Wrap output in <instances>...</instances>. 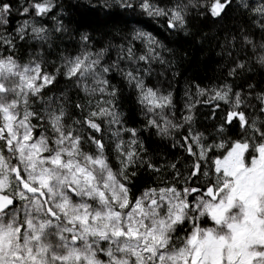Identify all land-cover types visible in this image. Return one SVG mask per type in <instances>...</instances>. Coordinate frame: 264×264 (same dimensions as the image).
I'll return each mask as SVG.
<instances>
[{"label":"snow or ice","instance_id":"6c2138e0","mask_svg":"<svg viewBox=\"0 0 264 264\" xmlns=\"http://www.w3.org/2000/svg\"><path fill=\"white\" fill-rule=\"evenodd\" d=\"M232 3L205 0L193 6L205 7L213 18H220ZM237 3L250 14L251 27L261 33L257 41L241 28V50L250 49V59L264 67V0ZM21 4L19 14L32 19H24L9 32L13 5L0 0V264H264V125L257 126L246 115V109L255 107L249 103L255 86L250 84L247 93H233L228 84L196 85V95L207 99L193 103L189 97L188 114L183 123H175L172 93L165 95L145 83L151 64L165 63L164 45L151 32L135 28L119 45L96 51L82 47L75 56H61L55 71L48 72L42 53L21 63L15 55L16 40L46 41L48 29L37 26L35 19L48 16L57 5L54 0H21ZM191 4L188 0L161 7L154 0H115L117 8L139 9L146 20L166 19L170 31L186 26ZM102 7L111 5L106 2ZM62 30L58 22L55 31ZM89 40L87 35L81 37L83 45ZM136 42L143 45L139 55ZM113 48L117 56L106 63ZM246 64L239 60L228 75L234 76ZM112 72L135 89L146 126L156 129L157 135L169 137L172 130L189 125L181 147L196 160L187 175L173 163L169 180L159 175L161 167L144 159L138 130L124 126L118 110L120 90L110 84ZM60 75L89 98L87 105L71 103L64 92L44 97ZM95 97L99 99L93 102ZM254 99L264 115V91ZM36 101L41 107H34ZM220 102L230 110L217 134L237 124L241 138L205 145L203 134L191 130L192 110L200 103L214 105L215 117ZM69 108L78 110L80 118L66 123ZM102 125L115 141L119 165L115 170L106 154ZM123 134L129 139L124 140ZM213 150L223 152L209 164ZM140 167L157 174L160 186L132 196L129 185L137 172L131 169ZM201 176L203 184L190 186Z\"/></svg>","mask_w":264,"mask_h":264},{"label":"trees","instance_id":"16d2710c","mask_svg":"<svg viewBox=\"0 0 264 264\" xmlns=\"http://www.w3.org/2000/svg\"><path fill=\"white\" fill-rule=\"evenodd\" d=\"M176 1L188 3V0ZM106 2L111 7H102ZM154 2L162 7H171L175 3L174 0ZM54 3L57 7L48 16L36 18L39 26L48 29L47 40L41 42L26 38L17 42L24 60L29 61L35 54L42 53L46 61L45 69L54 72L55 67L61 63V56H75L82 47L96 51L109 44L119 45L133 29L143 28L162 42L164 50L161 55L165 61L163 64L159 62L151 64L150 75L144 77L145 83L153 88H159L165 95L168 92L172 93L175 123H183L182 117L188 114L185 105L190 102L189 97L193 103L197 99L201 101L207 99L196 95V85L201 88H212L228 84L232 86L233 93L237 91L247 93L248 86L254 85L255 91L252 94L253 98H249V103L255 107L246 109V115L250 120L258 113L259 101L254 97L264 91V67L250 59L252 56L250 49L241 50L240 30L245 29V34L251 35L257 41L260 40L261 33L259 29L251 27V16L234 0L232 6L220 18H213L205 7L193 6L203 5L205 0H192V4L187 8L186 26L174 31L166 27L167 21L164 18L146 20L139 9L132 11L117 8L115 0H54ZM58 22L63 25L62 31H55ZM83 35L90 38L87 45L82 44ZM233 36L236 37L234 42ZM135 50L137 55L141 54L143 45L136 42ZM116 56L117 51L113 48L106 56L105 62L111 63ZM239 60L247 61L246 67L238 69L234 76H229V69L235 67ZM141 67L148 66L141 64ZM108 79L111 85L120 90L118 110L123 114L124 126L138 130V139L143 144L144 159H151L153 164L161 167L162 172L159 175L167 179L173 174L170 164L175 163L178 171L188 166L189 160L185 157L181 144L184 143L183 137L188 135L189 125L185 124L184 128L178 131L172 130L169 137L157 135L156 129L146 126L147 118L137 103L135 89L130 88L116 72L110 73ZM62 92L67 94L71 103L84 105L88 103L89 98L63 75L58 76L55 85L50 86L43 95L47 98L59 96ZM36 103L37 108L41 107L40 101ZM229 110L228 105L221 106L213 117V107L210 104H196L192 110L193 120L190 125L192 132L213 138L218 123ZM69 114L70 118L66 123H71L72 118H80V113L74 108H69ZM102 127L105 128L106 154L114 159L115 143L106 138L110 137L109 132L106 126ZM97 136L99 137V134ZM85 150L90 149L86 147ZM132 171L137 172L130 185L132 196L136 195L140 186L157 180V174L147 171L144 167L134 168Z\"/></svg>","mask_w":264,"mask_h":264},{"label":"rangeland","instance_id":"374dc122","mask_svg":"<svg viewBox=\"0 0 264 264\" xmlns=\"http://www.w3.org/2000/svg\"><path fill=\"white\" fill-rule=\"evenodd\" d=\"M11 1L10 3L13 5V11L9 17V24L6 26L7 27V30L9 32H11L12 29H14L16 26H18L24 19H32V17H27V16H21L19 14V12L17 11V9H20L22 11V4H21V0H9ZM175 2H179V1H176L174 0ZM234 2H237V0H234ZM259 0H250V3L252 4H256L258 3ZM162 7V6H161ZM250 15V14H249ZM166 20V19H165ZM35 23L37 26H39L38 24V21L37 19H35ZM17 42H19V40L17 39L16 40V44ZM2 51V50H0ZM4 55H8L10 54L9 52H3ZM15 55L16 57L20 60L21 63H27L28 61L27 60H24L25 58H23L19 52V47L17 46L16 49H15ZM96 99H99V97H95L93 102H95ZM37 103H35L34 107H36ZM225 104L223 102H220V107L221 106H224ZM211 107L214 108V105H211ZM250 115V114H249ZM252 119H255L257 121V126H261V125H264V115H262L260 113V111H258V113L256 114L255 117H252L250 118V120ZM221 121L218 123L217 127L220 125ZM216 131V130H215ZM226 131V132H225ZM225 131H224V134L221 136V135H218L217 132H214L213 134V138H210V137H204V139L202 140V143H204L205 145H208V144H212V143H219L221 141V139H229L231 138L232 140H236V139H240L241 138V133H240V129L238 127L237 124H233L232 126H229V127H226L225 128ZM109 136L111 137V134L109 132ZM106 137L107 139L111 140L113 143H115V141L112 139V137ZM124 140H128L129 139V135L128 134H123V137H122ZM181 149H183V153H185V157L187 158L188 161V166H185V167H182V169L180 170L184 175H187L188 174V170L191 168V166L193 165V163L195 162L196 160V157H193L191 156L186 150L184 147H181ZM194 151L198 152V149L193 148ZM223 150H213L209 153V164H210V160L211 158H214L216 156H220L222 154ZM109 163L112 165L113 169H117L119 167L117 161H116V158L112 159V158H109ZM209 164H205L204 165V169L207 170V168L209 167ZM133 169H131L132 171ZM171 179V177L169 178V180ZM204 177L201 176L200 180L199 181H196L194 184H191L190 186H195V187H198L200 186L201 184H203L204 182ZM151 186H160L158 185L156 182H148L142 186H140V188L137 190L136 192V195L135 196H138L140 195L144 189L148 188V187H151ZM130 187V185H129ZM182 234V233H181Z\"/></svg>","mask_w":264,"mask_h":264}]
</instances>
